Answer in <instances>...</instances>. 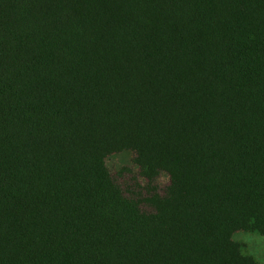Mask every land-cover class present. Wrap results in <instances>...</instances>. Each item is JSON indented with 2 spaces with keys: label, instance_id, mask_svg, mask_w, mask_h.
<instances>
[{
  "label": "trees",
  "instance_id": "1",
  "mask_svg": "<svg viewBox=\"0 0 264 264\" xmlns=\"http://www.w3.org/2000/svg\"><path fill=\"white\" fill-rule=\"evenodd\" d=\"M239 231L264 235V0H0V264H260Z\"/></svg>",
  "mask_w": 264,
  "mask_h": 264
},
{
  "label": "rangeland",
  "instance_id": "2",
  "mask_svg": "<svg viewBox=\"0 0 264 264\" xmlns=\"http://www.w3.org/2000/svg\"><path fill=\"white\" fill-rule=\"evenodd\" d=\"M133 159L134 153L126 150L110 155L106 162L109 168L118 170L123 166H134ZM169 180L168 173L162 172L158 178V183L161 186H165L169 183ZM234 238L244 243L247 252L254 255L260 264H264V235L256 231H239L235 234Z\"/></svg>",
  "mask_w": 264,
  "mask_h": 264
}]
</instances>
